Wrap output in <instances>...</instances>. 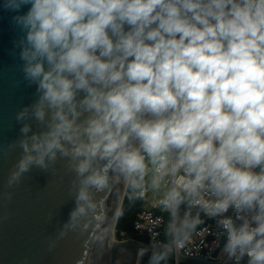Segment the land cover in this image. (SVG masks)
<instances>
[{"label": "clouds", "instance_id": "obj_1", "mask_svg": "<svg viewBox=\"0 0 264 264\" xmlns=\"http://www.w3.org/2000/svg\"><path fill=\"white\" fill-rule=\"evenodd\" d=\"M3 8L16 13L20 70L37 94L16 120L40 126L22 124L9 188L33 168L69 161L74 207L64 236L95 214L115 173L141 196L164 188L173 231L202 222L178 219L187 202L219 217L230 259L264 264V0Z\"/></svg>", "mask_w": 264, "mask_h": 264}, {"label": "water", "instance_id": "obj_2", "mask_svg": "<svg viewBox=\"0 0 264 264\" xmlns=\"http://www.w3.org/2000/svg\"><path fill=\"white\" fill-rule=\"evenodd\" d=\"M3 3L0 0V264H141L148 252L161 255L170 264H237L189 258L134 238L115 239L128 189L115 173H110L109 188L96 195L99 206L95 214L64 236L60 231L74 207L75 173L69 161L58 159L46 171L33 168L19 184L8 187L9 173L21 155L17 142L22 124L30 123L33 131L40 126L35 120H16V114L32 104L37 94L35 85L25 81L20 70V49L15 42L23 33L12 23L16 13L6 11ZM225 242L223 237L212 258Z\"/></svg>", "mask_w": 264, "mask_h": 264}, {"label": "built area", "instance_id": "obj_3", "mask_svg": "<svg viewBox=\"0 0 264 264\" xmlns=\"http://www.w3.org/2000/svg\"><path fill=\"white\" fill-rule=\"evenodd\" d=\"M141 196V195H140ZM163 194H152L149 188L146 193L141 196L147 201L146 208L139 212L133 224V229L136 234H145L149 243L160 248L174 250L177 253L183 254L189 258L211 259L222 263L237 262L234 258L230 259L224 251V245L221 247L218 256L212 258L213 252L219 247L224 236L223 230L218 226L217 220L219 217H210L206 215L199 207L188 205L185 213H189L188 217L194 219L199 214L202 221L192 229L191 234L186 237L181 236L178 232L172 231V244L165 243L163 238L168 236L164 230L165 214L169 212L164 209L159 200ZM227 215L235 216L233 209H229ZM131 239L125 232L121 233V238L117 240ZM244 259H247L245 257ZM170 264V263H169Z\"/></svg>", "mask_w": 264, "mask_h": 264}, {"label": "trees", "instance_id": "obj_4", "mask_svg": "<svg viewBox=\"0 0 264 264\" xmlns=\"http://www.w3.org/2000/svg\"><path fill=\"white\" fill-rule=\"evenodd\" d=\"M147 201L142 198L138 193L132 191L131 189H127V193L125 196V200L122 206V210L120 213V217L116 226V238H121V233L125 232L129 237L134 238L135 240L143 243H149V239L145 234H136L133 229V224L136 219V216L139 212L144 210L146 208ZM188 206L183 205L182 211L186 212ZM180 211V209H179ZM165 225L164 230L168 234L165 238L168 240H172V236L170 235L172 233V229L170 228V225L172 224V216L170 213L165 214ZM159 256L156 253L148 252L143 255V259L141 264H169L170 261L166 258H160L153 260V256Z\"/></svg>", "mask_w": 264, "mask_h": 264}, {"label": "rangeland", "instance_id": "obj_5", "mask_svg": "<svg viewBox=\"0 0 264 264\" xmlns=\"http://www.w3.org/2000/svg\"><path fill=\"white\" fill-rule=\"evenodd\" d=\"M164 190H165L164 188H161V192H164ZM183 205L188 206L187 202L185 204H182L180 206L179 218H183L185 216L184 212L182 211V206ZM188 219L191 220L192 218L191 217H188ZM185 232H187V230L186 229H183V230L179 231V234L182 236ZM115 239H117L116 238V232H115ZM163 240H164L165 243L172 244V240H168L165 237L163 238Z\"/></svg>", "mask_w": 264, "mask_h": 264}, {"label": "crops", "instance_id": "obj_6", "mask_svg": "<svg viewBox=\"0 0 264 264\" xmlns=\"http://www.w3.org/2000/svg\"><path fill=\"white\" fill-rule=\"evenodd\" d=\"M150 189H151V188H150ZM151 192H152V194H163V193H164V192H161V189H160V191H154V190L151 189ZM167 213H169V212H167ZM191 218L194 219L193 217H191ZM178 219H179V217H178ZM172 222H173V217H172ZM192 229H193V228H188V229H186L187 232H185L182 236H183V237H186L187 235L191 234ZM178 233H179V232H178ZM170 263H171V262H170Z\"/></svg>", "mask_w": 264, "mask_h": 264}]
</instances>
